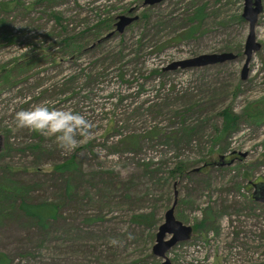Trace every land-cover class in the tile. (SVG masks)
Masks as SVG:
<instances>
[{
  "label": "rangeland",
  "instance_id": "obj_1",
  "mask_svg": "<svg viewBox=\"0 0 264 264\" xmlns=\"http://www.w3.org/2000/svg\"><path fill=\"white\" fill-rule=\"evenodd\" d=\"M145 1L0 0L8 264H161L151 249L175 192L176 219L205 223L171 264H264V207L251 186L264 182V0L245 81L244 0ZM122 17L133 21L119 32ZM223 52L238 58L165 70ZM40 103L81 113L91 134L68 152L17 129L15 112ZM224 110L236 118L225 133ZM22 201L55 206V220L42 230Z\"/></svg>",
  "mask_w": 264,
  "mask_h": 264
},
{
  "label": "water",
  "instance_id": "obj_2",
  "mask_svg": "<svg viewBox=\"0 0 264 264\" xmlns=\"http://www.w3.org/2000/svg\"><path fill=\"white\" fill-rule=\"evenodd\" d=\"M162 0H146L145 5H154ZM263 8L261 0H244L242 19L248 23V34L246 36L243 48L244 64L241 69L240 79L245 81L249 74V64L254 53L260 51L261 45L256 42L255 29L258 17L262 14ZM133 20L122 17V23L117 24V30L122 32L124 27ZM238 58L236 54L231 52H223L219 54L200 55L188 60L175 62L165 70L203 68L224 64L226 62L235 61ZM253 192L252 198L261 203L264 207V182L251 183ZM177 206V193H174V201L171 207L165 212L162 224L158 227L155 235V243L152 246L151 253L154 257L162 261L161 264H171L167 257L169 251L174 249L178 244L188 242L193 235V228L184 225L175 217V208Z\"/></svg>",
  "mask_w": 264,
  "mask_h": 264
},
{
  "label": "clouds",
  "instance_id": "obj_3",
  "mask_svg": "<svg viewBox=\"0 0 264 264\" xmlns=\"http://www.w3.org/2000/svg\"><path fill=\"white\" fill-rule=\"evenodd\" d=\"M14 123L17 129H27L51 138L59 148L68 152L79 146L78 137L89 136L93 128L92 122L81 113L50 107L47 103L16 111Z\"/></svg>",
  "mask_w": 264,
  "mask_h": 264
},
{
  "label": "trees",
  "instance_id": "obj_4",
  "mask_svg": "<svg viewBox=\"0 0 264 264\" xmlns=\"http://www.w3.org/2000/svg\"><path fill=\"white\" fill-rule=\"evenodd\" d=\"M202 17V9H198L196 13L194 14L192 21L201 22L203 20ZM239 20L242 21V17H239ZM194 28L189 31L187 34V37H190L193 33ZM221 118L223 119V130L222 132H229L233 130V124L235 123V117L231 114L229 110H224L220 113ZM69 165H72V162L70 164H67L64 166V168H68ZM63 166L59 167V169H62ZM58 170V169H57ZM0 191H4L0 189ZM10 195L8 196L9 199ZM1 202V201H0ZM19 209L22 211V213L29 219L34 220L36 225L40 227L42 230H44L47 227V220H55V216L57 214V208L55 206H47L43 204H34L29 203L26 201H22L19 205ZM204 221H201L200 223L196 224L193 227L194 232H198L199 230L204 228ZM9 261L6 258V256L2 253H0V264H8Z\"/></svg>",
  "mask_w": 264,
  "mask_h": 264
}]
</instances>
